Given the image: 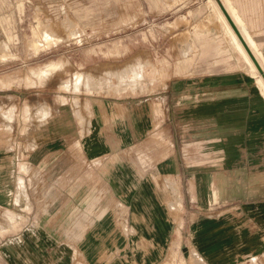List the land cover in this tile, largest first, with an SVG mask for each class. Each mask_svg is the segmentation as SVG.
I'll return each mask as SVG.
<instances>
[{"label": "crops", "instance_id": "obj_1", "mask_svg": "<svg viewBox=\"0 0 264 264\" xmlns=\"http://www.w3.org/2000/svg\"><path fill=\"white\" fill-rule=\"evenodd\" d=\"M184 1L172 16L188 24L173 19L172 31L192 36L182 57L173 41L166 87L62 84L27 123L20 100L0 106L5 264H164L173 250L199 264H264V98L222 10L263 69L264 0ZM10 91L1 96H20ZM21 123L44 125L21 133ZM187 138L202 141L203 168Z\"/></svg>", "mask_w": 264, "mask_h": 264}, {"label": "rangeland", "instance_id": "obj_2", "mask_svg": "<svg viewBox=\"0 0 264 264\" xmlns=\"http://www.w3.org/2000/svg\"><path fill=\"white\" fill-rule=\"evenodd\" d=\"M183 2L0 0V90L10 89L9 94H20L3 97L0 93V106L6 104L15 108L16 101L20 100L26 113H20L19 120L27 123L35 119V111L42 109L40 105L47 101V95L55 93L62 84L67 85L63 88L70 92L72 89L81 92L84 84L87 90L101 88L112 93L143 91L159 85L166 87L167 81L163 79L171 72L173 41L174 51L177 52L178 42L181 45L182 57L187 54L192 36L188 32L175 35L172 31L173 19L175 24H188L183 15L172 16L173 7ZM50 38L54 41L50 42ZM52 63L62 68L46 78L57 68L48 66L52 69L47 71V76H36L35 72ZM43 88L45 95L38 99L22 95L25 90ZM15 114V111L11 112L6 118L12 120ZM191 116L194 117L192 109L185 113V118ZM46 117L47 114L40 118ZM195 117V123L204 119L203 113H197ZM41 125L44 124L21 123L19 131L31 133ZM2 127L0 124V130ZM201 142L187 138L184 145L185 153L197 162V168H203L205 148ZM172 208L177 209V206ZM0 264H5L1 258ZM75 264L85 263L79 260ZM164 264L199 263L193 259L188 262L178 250H173ZM251 264L258 263L252 261Z\"/></svg>", "mask_w": 264, "mask_h": 264}, {"label": "bare ground", "instance_id": "obj_3", "mask_svg": "<svg viewBox=\"0 0 264 264\" xmlns=\"http://www.w3.org/2000/svg\"><path fill=\"white\" fill-rule=\"evenodd\" d=\"M225 15V14H224ZM227 18V17H226ZM228 20V19H227ZM229 22V21H228ZM231 25V24H230ZM37 27V26H36ZM234 30V29H233ZM35 33V32H34ZM42 33L43 32H41V35H42ZM37 34H38V32H37ZM49 34V33H48ZM40 35V34H39ZM40 35V36H41ZM45 35V34H44ZM50 35V34H49ZM34 36V35H33ZM38 37V36H37ZM36 37V33H35V38H37ZM234 37H235V35H234ZM34 38V37H33ZM42 39H43V35H42ZM235 40H236V42H237V46H238V48L241 50V52L243 53V55H245V57L247 58V60H249V62L252 64L251 66H253V68L258 72V78H257V86H259V88H260V90H261V92H262V95H263V98H264V77H263V75L260 73V71L258 70V68H257V66L255 65V63H253L252 61H251V59H250V57H249V55L247 54V52L245 51V49L243 48V46L244 45H242L241 43L242 42H239V40L235 37ZM39 41V40H38ZM49 41L50 42H52V41H54L53 39H49ZM241 41V40H240ZM34 42H37V41H34ZM33 42V43H34ZM247 42L249 43V40H247ZM33 43H32V45H33ZM49 43V42H48ZM36 44V43H35ZM47 44V43H46ZM39 45V44H38ZM49 45H51V44H49ZM34 46V45H33ZM37 46V45H36ZM42 46V45H41ZM250 46H251V48H252V51H253V53L254 54H256V51H255V49L252 47V44H251V42H250ZM38 47V46H37ZM245 47V46H244ZM40 49V48H39ZM38 53V52H37ZM8 56V55H7ZM8 61V60H7ZM55 67V66H54ZM264 67V66H263ZM262 68V67H261ZM52 69V68H51ZM51 69L49 68V67H47V68H44L43 70H41L40 71V74L39 75H37V76H40V75H45L46 74V76L48 75L47 74V71L49 72V71H51ZM56 69V68H55ZM54 69V70H55ZM264 69V68H263ZM262 69V70H263ZM53 70V71H54ZM264 72V71H263ZM49 75H52L51 73L49 74ZM192 115V114H191Z\"/></svg>", "mask_w": 264, "mask_h": 264}, {"label": "water", "instance_id": "obj_4", "mask_svg": "<svg viewBox=\"0 0 264 264\" xmlns=\"http://www.w3.org/2000/svg\"><path fill=\"white\" fill-rule=\"evenodd\" d=\"M223 13L225 14V16L227 17L229 23L231 24L232 28L234 29V31L236 32L237 36L239 37V39L241 40V42L243 43V45L245 46L247 52L250 54L253 62L255 63V65L257 66L258 70L260 71V73L263 75L264 77V72L261 68V66L259 65V63L257 62V60L254 58V56L252 55V52L250 50V48L248 47L247 43L245 42L244 38L242 37L241 33L239 32L238 28L236 27V25L234 24V22L232 21V19L230 18V16L228 15L226 9L224 7H222Z\"/></svg>", "mask_w": 264, "mask_h": 264}]
</instances>
